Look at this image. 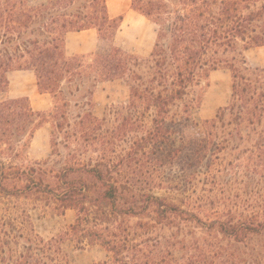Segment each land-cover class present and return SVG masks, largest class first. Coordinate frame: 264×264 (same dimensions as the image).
Masks as SVG:
<instances>
[{
  "label": "trees",
  "instance_id": "1",
  "mask_svg": "<svg viewBox=\"0 0 264 264\" xmlns=\"http://www.w3.org/2000/svg\"><path fill=\"white\" fill-rule=\"evenodd\" d=\"M131 9L157 27L143 63L118 45L123 17L111 16L107 0H0V94L10 73L31 71L52 98L47 112L25 97L0 102V194L17 201L0 214V262L71 264L63 246L72 240L106 250L95 264H264V218L236 219L234 207L215 201L242 177H264V68L247 57L264 47V0H131ZM89 30L97 50L69 56L68 35ZM219 70L232 76L228 106L197 124L194 111ZM119 80L129 101L109 128L94 99L101 84ZM46 125L48 163L56 156L58 167L25 166ZM176 169L185 207L153 192L163 179L143 187L146 172ZM41 195L78 211L67 233L37 232L30 211Z\"/></svg>",
  "mask_w": 264,
  "mask_h": 264
},
{
  "label": "rangeland",
  "instance_id": "2",
  "mask_svg": "<svg viewBox=\"0 0 264 264\" xmlns=\"http://www.w3.org/2000/svg\"><path fill=\"white\" fill-rule=\"evenodd\" d=\"M109 11L112 17H123V25L118 34L117 43L127 52L140 59L141 63L146 62L153 51L157 27L131 9V0H107ZM98 48V34L96 31H86L83 33H71L67 37L66 50L69 56L91 54ZM248 61L253 68H264V47L256 48L247 53ZM232 93V76L227 70L213 72L209 79V86L206 87L203 103L201 107L194 111V121L197 124H204L216 118L218 112L227 107ZM130 90L123 80L104 83L99 86L95 96L94 113L97 117L107 119L109 128H112L117 117H123V105L129 101ZM27 97L31 106L35 110L48 111L52 106V98L48 94H40L34 73L16 71L10 77V87L7 93L0 94V100L19 99ZM51 128L49 125L42 127L31 143L30 149L26 153L25 166L29 163H48L51 158ZM189 134L194 135L195 131L189 130ZM124 154V152H122ZM65 150H62L64 156ZM60 158L53 157L54 162L48 163L52 167H58ZM20 164L18 163V166ZM137 173V172H136ZM149 178L147 184L143 183L145 189H151V180L163 179L167 186L164 188H153V192L165 198L168 202L185 207L182 203V178L178 176L176 170H163L162 172H146ZM255 182L242 177V180L235 186L225 187V194L219 193L215 200L221 207H234L236 219L256 217L264 218V212L255 214L251 208L261 207L264 209V177ZM230 180V179H229ZM140 186V185H139ZM11 189L12 187L9 186ZM142 187V185H141ZM175 187V188H174ZM58 194V193H57ZM23 204L31 203L26 199L20 201ZM14 198H6L0 194V214L3 210L16 205ZM31 208V215L37 232L45 239L56 238L69 231V227L74 225L78 218V211L67 208L58 201L56 195L35 196ZM131 224L137 220H130ZM257 245H262L263 241H258ZM71 264H95L107 259L106 250L99 244H82L77 247L72 240H67L63 246ZM10 249V247H9ZM14 249V245L11 246ZM0 264H3L0 262Z\"/></svg>",
  "mask_w": 264,
  "mask_h": 264
},
{
  "label": "crops",
  "instance_id": "3",
  "mask_svg": "<svg viewBox=\"0 0 264 264\" xmlns=\"http://www.w3.org/2000/svg\"><path fill=\"white\" fill-rule=\"evenodd\" d=\"M143 17V16H142ZM145 18V17H144ZM122 25H123V22H122ZM121 28H122V26H121ZM89 31H95V30H89ZM83 32H86V31H83ZM83 32H80V33H83ZM16 71H14V72H12V73H10V75H9V81H10V77H11V75L12 74H14ZM22 72H31V71H22ZM33 73V72H32ZM9 87H10V85H9ZM9 89V88H8ZM8 91V90H7ZM7 93V92H6ZM25 98H27V97H25ZM1 101H3L2 99L0 100V102ZM35 110V109H34ZM38 111H40V110H38Z\"/></svg>",
  "mask_w": 264,
  "mask_h": 264
}]
</instances>
